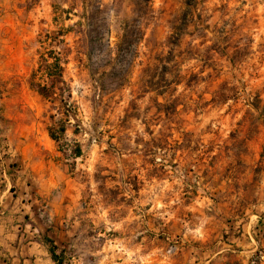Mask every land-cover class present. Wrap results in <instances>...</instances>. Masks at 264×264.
<instances>
[{
	"label": "rangeland",
	"instance_id": "1",
	"mask_svg": "<svg viewBox=\"0 0 264 264\" xmlns=\"http://www.w3.org/2000/svg\"><path fill=\"white\" fill-rule=\"evenodd\" d=\"M28 127L98 148L109 264H264V0H0V158Z\"/></svg>",
	"mask_w": 264,
	"mask_h": 264
},
{
	"label": "crops",
	"instance_id": "2",
	"mask_svg": "<svg viewBox=\"0 0 264 264\" xmlns=\"http://www.w3.org/2000/svg\"><path fill=\"white\" fill-rule=\"evenodd\" d=\"M11 131L7 145L15 142L20 164L0 158V264H109L116 223L103 219L107 207L83 202L98 148L81 144L68 157L50 128L13 139ZM78 160L73 170L68 162Z\"/></svg>",
	"mask_w": 264,
	"mask_h": 264
},
{
	"label": "trees",
	"instance_id": "3",
	"mask_svg": "<svg viewBox=\"0 0 264 264\" xmlns=\"http://www.w3.org/2000/svg\"><path fill=\"white\" fill-rule=\"evenodd\" d=\"M149 1V0H148ZM46 89V88H45ZM39 93L40 94H43V92H41V90H39ZM44 95V94H43ZM63 130V129H62ZM50 135H51V137L53 138V139H57V136H56V134H54V133H52L51 131H50Z\"/></svg>",
	"mask_w": 264,
	"mask_h": 264
}]
</instances>
